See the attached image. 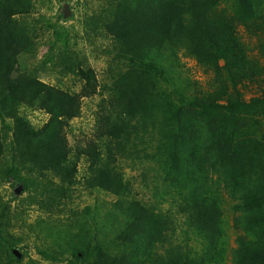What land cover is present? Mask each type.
Wrapping results in <instances>:
<instances>
[{
    "label": "trees",
    "instance_id": "1",
    "mask_svg": "<svg viewBox=\"0 0 264 264\" xmlns=\"http://www.w3.org/2000/svg\"><path fill=\"white\" fill-rule=\"evenodd\" d=\"M115 2L114 15L102 22L101 28L109 37L115 56L137 67L139 73H134L133 79L122 72L114 78L107 93V116L116 109L128 110L132 118L137 111L151 114L152 109L146 105L161 98L155 94V82L159 81L166 87L165 92L172 94V98L162 96L165 101L162 113L167 115L168 122L177 119L180 128V118L187 109L215 112L234 122L264 118V98L257 96L246 101L236 87L237 81L255 82L264 78V64L259 66L248 59L236 33V27L251 31L253 36L258 31L260 54L264 58V0ZM29 5L30 0H0V159L5 154L2 134L10 133L12 166L5 171L8 170V178L15 186L19 185L18 195L28 192L37 182L51 207L65 208L78 185L110 196L112 200L101 208L100 225L104 232L95 227L92 239L81 242L85 254L93 258L90 264H222L226 252L218 188L209 182L194 154H186L181 161L173 152L175 145L163 151L166 153L153 170L154 203L147 205L135 199L125 185L114 154V144L119 145L118 139L129 126L106 128L109 137L103 148L95 145L74 155L70 151L67 130L78 116L79 101L94 95L99 87L92 71L77 68L83 86L73 96L36 77L21 75L13 80L18 56L32 49L28 28L18 21L27 16ZM56 35L59 36L56 42L66 50V39L57 31ZM181 52L211 71L212 95H190L192 83L180 63ZM60 60L68 66L74 62L65 52ZM224 76L234 81L232 89L222 84ZM174 102H177L175 110ZM23 107L42 111L47 115L46 122L34 128L20 113ZM242 136L239 132L230 136L221 133L227 147ZM185 142L183 135L178 136L177 149L187 146ZM222 158L226 160L228 153ZM82 159L87 164L80 180L78 166ZM234 165L230 161L229 170L233 171ZM22 172L24 176H20ZM262 186V197L248 194L247 208L264 204V183ZM261 217L253 222L264 223V214ZM92 240L94 246L90 249ZM237 245L235 255L239 264H264V242L253 244L238 238ZM39 250L50 261L63 255L58 248Z\"/></svg>",
    "mask_w": 264,
    "mask_h": 264
},
{
    "label": "rangeland",
    "instance_id": "2",
    "mask_svg": "<svg viewBox=\"0 0 264 264\" xmlns=\"http://www.w3.org/2000/svg\"><path fill=\"white\" fill-rule=\"evenodd\" d=\"M115 1L30 0L27 16L18 21L25 23L28 28L32 49L18 56L12 78L15 80L21 75L36 77L73 96L79 94L83 86L77 68L92 71L99 87L94 95L79 101L78 116L70 122L67 130L70 151L74 155L83 149H92L95 145L103 148L109 137L106 133L109 126H129L118 139L119 145L114 144V154L125 185L135 199L147 205L154 203L153 170L157 160L166 153L163 151L171 149L170 145H175L173 152L177 160L181 161H184L186 154H194L200 166L207 172L209 182L218 188L217 198L223 213V246L226 252L222 264H239L235 255L238 238L243 242L253 241V244L264 242V223L253 222L254 218H262L264 204L255 209L245 206L249 193L262 197L260 190L264 183V118H254L253 122H234L215 112L187 109L180 118V128L177 126V119L168 122L167 115L162 113L165 105L162 96L165 94L172 98V94L165 92L166 87L159 81L155 82V94L161 98H158V102L153 100L152 105H146L152 109L151 114L144 115L137 111L132 118L128 110L116 109L107 116V93L111 91L114 78L122 72L129 73L133 79L134 73H139L137 67L115 56L110 46L111 41L101 28L102 22L114 15ZM64 4L68 5L70 12L67 18L63 17ZM56 31L66 39V50L59 41L56 42V37H59ZM236 33L241 49L248 59L263 66L258 31L253 36L255 34L251 31L236 27ZM64 52L73 57L72 66L61 62ZM179 60L192 83L190 95H212L214 89L211 71L182 52ZM224 78L222 84L230 85L229 89H232L234 81L227 80L226 76ZM236 87L246 101L257 96L264 98V78L256 79L255 82L237 81ZM176 105L177 102H174L173 110ZM20 113L34 128L41 127L47 120V115L36 108L23 107ZM222 132L228 136L233 132L243 133L244 138L238 137L236 144L227 147V142L221 137ZM181 135L185 137L187 146L182 145L177 149V137ZM2 136L5 154L0 159V264L93 262V258L85 254L81 242L92 239L95 227L103 231L100 225L101 208L112 200L111 197L78 185L70 200L66 201L65 208L51 207L46 203L44 189L37 182L28 192L18 195L19 185L15 186L13 180L8 178V170L5 171L6 167L12 166L9 154L10 133H3ZM123 143L125 146L121 147ZM225 152L228 153L226 160L222 158ZM238 153L242 155L238 156ZM230 161L236 164L233 171L228 167ZM79 163L78 176L82 180L87 163L84 159ZM24 174L22 172L20 176ZM166 206L164 205V209ZM190 240L194 244L192 237ZM89 246L92 249L93 240L89 242ZM39 248H58L63 255L50 261L42 256ZM14 252L19 256H15Z\"/></svg>",
    "mask_w": 264,
    "mask_h": 264
},
{
    "label": "water",
    "instance_id": "3",
    "mask_svg": "<svg viewBox=\"0 0 264 264\" xmlns=\"http://www.w3.org/2000/svg\"><path fill=\"white\" fill-rule=\"evenodd\" d=\"M70 12H69V9H68V5L67 4H64L63 5V17L64 18H67L69 16ZM15 256H19V254L17 252H14L13 253Z\"/></svg>",
    "mask_w": 264,
    "mask_h": 264
}]
</instances>
